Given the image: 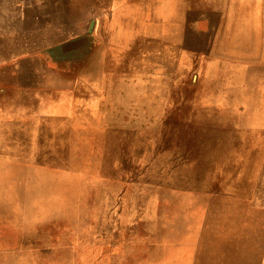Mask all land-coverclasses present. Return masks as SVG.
I'll use <instances>...</instances> for the list:
<instances>
[{
	"label": "rangeland",
	"instance_id": "rangeland-1",
	"mask_svg": "<svg viewBox=\"0 0 264 264\" xmlns=\"http://www.w3.org/2000/svg\"><path fill=\"white\" fill-rule=\"evenodd\" d=\"M0 264H264V0H0Z\"/></svg>",
	"mask_w": 264,
	"mask_h": 264
}]
</instances>
